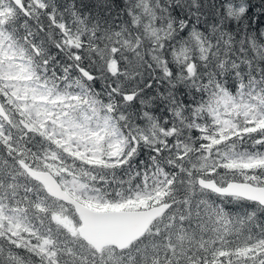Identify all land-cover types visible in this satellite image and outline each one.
Here are the masks:
<instances>
[{
  "label": "snow or ice",
  "instance_id": "obj_1",
  "mask_svg": "<svg viewBox=\"0 0 264 264\" xmlns=\"http://www.w3.org/2000/svg\"><path fill=\"white\" fill-rule=\"evenodd\" d=\"M264 0H0V264H264Z\"/></svg>",
  "mask_w": 264,
  "mask_h": 264
},
{
  "label": "trees",
  "instance_id": "obj_2",
  "mask_svg": "<svg viewBox=\"0 0 264 264\" xmlns=\"http://www.w3.org/2000/svg\"><path fill=\"white\" fill-rule=\"evenodd\" d=\"M261 19H264V18H261Z\"/></svg>",
  "mask_w": 264,
  "mask_h": 264
}]
</instances>
